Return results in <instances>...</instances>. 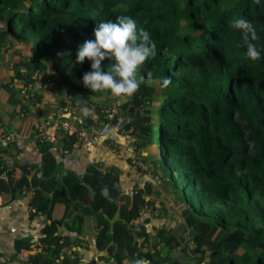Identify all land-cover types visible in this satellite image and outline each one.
Wrapping results in <instances>:
<instances>
[{"label": "trees", "instance_id": "16d2710c", "mask_svg": "<svg viewBox=\"0 0 264 264\" xmlns=\"http://www.w3.org/2000/svg\"><path fill=\"white\" fill-rule=\"evenodd\" d=\"M117 16L134 18L138 30L148 31L156 46V55L138 71L144 83L124 103L110 92L85 88L82 76L91 71V61L76 62L78 47L94 39L96 22H115ZM238 19L250 21L256 29L259 39L253 43L260 51L258 60L244 55L241 32L233 26ZM0 23L11 38L6 44L0 35V54L17 55L9 84H18L17 90L1 85L11 91L0 105V120L12 116L17 104L28 111L31 92L39 100L30 89L20 95V85L29 84L48 91L53 84L64 92L58 101L60 108L82 101L115 109L113 121L117 116L126 119L119 129L132 130L140 151L149 145L156 154L155 172L172 196L189 205L199 220L193 223L198 237L189 246L194 255L202 254L195 257L196 264H202L205 255L207 264H264V0H0ZM109 63L106 58L102 67L106 70ZM33 74L39 82L32 79ZM162 77L171 78L167 88L157 82ZM131 105L137 114H129ZM55 137L68 151L77 142L61 131ZM52 146L51 142L40 146L39 165L14 164L10 169L0 158V174H24L10 178L5 186L0 184V195L5 189L15 195L32 191L29 214L42 211L48 216L57 200L63 204L62 220L68 230L80 232L92 219L99 228L97 250L116 264L134 254L133 260L178 264L168 256L179 241L164 227L154 235L165 256L141 251L149 232L144 225L136 229L137 223L131 222L139 219L145 203L150 204L141 188L125 193L115 169L101 171L99 163L88 164L81 177L66 170L61 185ZM5 152L7 148L0 147V156ZM105 188L107 196L102 195ZM72 200L79 202L73 207ZM117 210L120 220L111 229L105 215L111 218ZM42 232L45 242L52 235L51 226ZM23 242L17 239L15 246ZM64 242L58 237L48 254L31 255L26 264H52L55 259L74 264L67 255L66 236ZM123 248L127 251L124 257ZM182 251L181 258L187 257L185 246Z\"/></svg>", "mask_w": 264, "mask_h": 264}, {"label": "crops", "instance_id": "0c3cea01", "mask_svg": "<svg viewBox=\"0 0 264 264\" xmlns=\"http://www.w3.org/2000/svg\"><path fill=\"white\" fill-rule=\"evenodd\" d=\"M15 57L17 58V56ZM11 74L12 72L10 69L9 73H6V75L10 78ZM8 86L11 90L18 88L17 83L8 84ZM48 88L49 91L41 85H31L30 89L37 94V97H39L37 101H41V105L40 107H30L24 119L11 118V115L2 118L5 125L0 127V132L1 129L5 127L16 131L18 135L15 142L6 147L7 152L0 156L4 166L11 169L14 164H40L42 159L40 146L46 143H39L37 141L33 133V124L41 119L54 116L52 114L60 109L58 101L64 96V92L61 93L59 89H54L53 84H50ZM11 90H8L7 87L3 88L0 86V105L5 103ZM70 94L71 96H76L74 93ZM19 97V93H16L15 98L17 101ZM115 115L105 123L97 138L77 140L71 151H68L65 148L66 146H62L61 143L55 139V133L58 131L54 132L53 140H51L53 146L50 151L58 162V175L62 174L64 176L65 171L71 169L81 177L85 173L88 164L99 163L101 171L111 170V168L115 169L119 177V184L125 193L131 194L134 190L141 188L145 198L149 200V203L152 205L153 203L151 202L155 199V193H158V190L153 188L152 183L148 181L146 175H140L130 163L132 150L128 142V135L126 131L116 127L115 123L118 120V116L116 120L113 121ZM114 145L123 148L125 154L123 156L118 155L114 151ZM23 175V173L21 175L18 171L10 175L2 172L0 174V184L5 186L8 184L10 178L15 180L17 177ZM162 185H164L162 186L164 189H169V186L164 181ZM162 187H160L159 190L163 189ZM4 191L6 192L0 195V264H26L29 256L38 253L48 254L55 242L58 241V237H60V242H64L65 236L67 237L66 243L69 248L67 255L74 251L75 257L72 258L69 256L70 261H74V264H116L108 256H104L105 252L97 250L95 240L96 232L99 228L92 222V219H90V223L86 222V224L82 225L80 232L77 230H68L64 228L62 220L64 211L62 203L55 200L50 216L42 211L29 214V203L33 196L32 191L23 192L22 195H15L14 192L11 191L10 193L9 190L6 189ZM53 197L57 199L55 195H53ZM78 202L72 206L74 207ZM147 217L142 219L139 218L136 221L131 220L137 223V225L134 224L136 229H139L140 225H144L149 232V239L140 245L141 251H155L158 252L159 256L164 257L165 254L162 250V245L158 242L159 239L153 241L156 240V237L153 236L154 233L150 231L151 229L154 230V225L155 227L162 226L159 222L160 220L150 218V221H148L146 220ZM47 225L51 226L52 235L44 242L42 238L45 236L42 229ZM176 238L179 241V245L171 249L168 259L169 261L171 259L178 264H182L184 259L181 258L183 253V251L181 252L183 248L182 238L177 235ZM17 239H25V242L19 247H16L15 241ZM80 240H84V246L80 245ZM139 241L142 242V239L139 238ZM148 245H150L151 248H148ZM185 247L187 249V246ZM99 255H102L103 258H98ZM126 255V248H123L121 256L124 257ZM135 256L136 254H134L133 258H135ZM133 258L124 259L123 264H132L134 261ZM52 264H60V260L55 259Z\"/></svg>", "mask_w": 264, "mask_h": 264}, {"label": "clouds", "instance_id": "9594fccd", "mask_svg": "<svg viewBox=\"0 0 264 264\" xmlns=\"http://www.w3.org/2000/svg\"><path fill=\"white\" fill-rule=\"evenodd\" d=\"M259 3V0H256ZM241 32L242 45L246 48L244 55L251 60H258L260 51L254 41L258 40L256 29L246 19H238L233 25ZM94 39L84 41L79 47L76 62L82 63L87 58L91 61V71L82 76V84L91 92H110L113 96H132L144 83V76H138L140 67L156 55L155 43L150 33L143 28L138 30L137 21L130 16H117L111 20L96 22L93 29ZM111 61L106 70L102 67L105 59ZM151 72L148 76L151 77ZM162 88L171 84L170 77L157 81ZM82 101H77L81 103ZM82 115L92 114V109L84 107ZM107 196L108 190H102ZM132 264H151L147 259H135Z\"/></svg>", "mask_w": 264, "mask_h": 264}, {"label": "built area", "instance_id": "2783aa9c", "mask_svg": "<svg viewBox=\"0 0 264 264\" xmlns=\"http://www.w3.org/2000/svg\"><path fill=\"white\" fill-rule=\"evenodd\" d=\"M32 79H34L35 82L40 81L36 74H33ZM20 88L21 94L25 95L31 88V84L20 85ZM29 95L32 98L29 108L40 107L41 101L33 99L32 92ZM23 102L24 101L22 100V103ZM84 107L92 109V114L87 117L83 116L81 109ZM115 112V109L107 105H100L97 102L66 104L59 109L56 115L35 122V137L39 143H48L53 140L54 132L61 131L74 136L77 140L92 139L101 133L105 123L116 114ZM27 113L28 111H24L20 106H18L13 118L22 120L26 117ZM122 118V123L126 122V119L124 117ZM17 138L18 135L16 131L7 128L2 130L0 132V147L9 146L14 143ZM113 148L118 155L123 156L125 154L123 148L117 145H114ZM144 165V169H148V171H145L148 181L152 183L155 190H159V175L153 172V167L150 166V163H144ZM159 215L162 216L160 209L147 203L141 207L139 212V218H145L147 216L155 217ZM79 242L81 246L85 245L84 240H80ZM70 257H75L73 252H70Z\"/></svg>", "mask_w": 264, "mask_h": 264}, {"label": "rangeland", "instance_id": "374dc122", "mask_svg": "<svg viewBox=\"0 0 264 264\" xmlns=\"http://www.w3.org/2000/svg\"><path fill=\"white\" fill-rule=\"evenodd\" d=\"M0 35L3 37V41L6 42V44H9V42H11V38L9 37V35L6 36L4 33V26L2 23H0ZM22 47L23 48H21V45H20V48L22 50H25L26 46L24 44L22 45ZM19 53L21 54V52H19ZM15 56H17V55H15ZM15 56L9 55V54H7V55L3 54V56H2L0 54V61H1V65H0V67H1L0 68V71H1L0 72L1 73L0 86L2 84L3 85L9 84L10 78H8V75H6V73H9L11 66L14 62L13 57H15ZM9 60H10V62H9ZM20 68H21V70H23L24 66L23 67L20 66ZM154 94H156V93H154ZM20 95H22L21 92H20ZM156 99H158V98H156ZM117 100L119 101V103H124V102L128 101L129 99L127 98V96H121V97H118ZM18 106H19V104L16 105V107H18ZM128 110H129V114H131V115L137 114V108L132 106V105L129 107ZM13 116H14V114L11 116V118ZM122 122H123V118L121 116H118V120L115 123L116 127L119 128ZM4 125H5V123L2 120H0V127H2ZM4 129H6V128L3 127L1 129V131ZM131 131L132 130L130 128L127 129L128 142L130 143V146H131L130 149L132 150L130 163L134 166V169L138 173H140V175L145 176L146 175L145 171H148V169L147 170L144 169V167H145L144 163H150V166H152V167H153V164L156 166V164L153 162L154 159L156 158V154L151 152V148H149V145L147 147L144 146L140 151L138 146H137V141L135 140V134H133ZM95 138H97V136H95ZM153 172L156 173L154 170V167H153ZM162 184H163V180L160 177L159 186L160 187L164 186ZM170 192H171L170 189H164L163 188L161 190H158V193H155V199L152 200L151 203H153L152 205L155 206L156 208L161 209L160 213L162 214V216L159 215V216H155V217H149L146 219L149 220L150 218H152L154 220H160L159 222L162 225L161 227H164V231H167L169 233L170 232L174 233L178 237H181L182 238V245L187 246V252L186 253L188 254V256L183 259L182 264H189V261L191 264H196L195 257H201L202 254L198 253V251H197L198 249L195 248V251H197V253L194 255L192 252H190L189 246L194 245L195 240L198 237V235L195 233V229L193 228V223H195L199 220L196 219V217L194 216L192 209L190 211L189 205H186V204L180 202L179 200H177L174 196H172V193H170ZM140 219H142V218H140ZM131 222L134 223V221H131ZM156 228L159 229L160 227H155V225H154V230L151 229L150 231L152 233H155ZM153 236L156 237V240H153V241H157L159 239V237H157L156 235H153ZM148 248H151V246L148 245ZM190 255L192 257H190ZM202 257H203L202 264L208 263L207 255L202 256Z\"/></svg>", "mask_w": 264, "mask_h": 264}, {"label": "water", "instance_id": "95a60500", "mask_svg": "<svg viewBox=\"0 0 264 264\" xmlns=\"http://www.w3.org/2000/svg\"><path fill=\"white\" fill-rule=\"evenodd\" d=\"M58 179H59V184L64 185V176H63L62 174H59V175H58ZM83 184H84V186L87 187V189H88L89 191H91L92 195H94L95 192H94V190L92 189V187H91L89 184H87L86 182H84ZM76 202H78V200H72V201H71L72 205H74ZM105 218L109 221L110 228L112 229L114 223H115L116 221L120 220V217H119V211L117 210V211L115 212V214L113 215V217L109 218V217H107V216L105 215Z\"/></svg>", "mask_w": 264, "mask_h": 264}]
</instances>
